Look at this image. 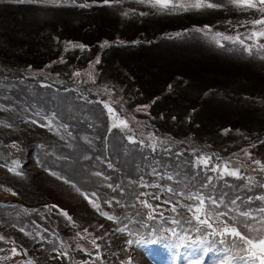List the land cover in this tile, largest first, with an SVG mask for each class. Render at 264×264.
I'll use <instances>...</instances> for the list:
<instances>
[{
  "label": "rangeland",
  "instance_id": "374dc122",
  "mask_svg": "<svg viewBox=\"0 0 264 264\" xmlns=\"http://www.w3.org/2000/svg\"><path fill=\"white\" fill-rule=\"evenodd\" d=\"M95 1L60 0L59 4L46 3L49 4L48 7H43L36 6L37 4L29 0L23 2L0 0V68L10 70L5 75L0 73L3 77L0 78V88H3L0 89V96L6 101H11L8 106L0 103V165L7 164L8 167H12V161H16L17 171L22 173L16 175L9 172L6 167L0 166V237H3L0 239V264H27L28 252L35 254L43 264H84V262L87 264H192L197 261L199 264H222V262L246 264L245 259H241L245 254L235 246L233 240L228 243V238L213 236L211 229L199 223L192 225L189 230L186 228L178 230L172 228L168 220L162 226L165 230L164 234L170 237L161 235L158 229H143L132 235L127 227L126 231L117 232L114 226L117 222L102 216L89 199L85 198L87 195L100 207L99 200L88 195L86 189H96L102 196L101 211L108 213L109 208L122 214L120 220L122 223H126L123 219L129 214L148 216L152 212V209L145 207L141 201L146 200L153 206L159 205L154 213L156 215L162 211H172L173 205L177 208L180 204L172 199L166 200L171 201L170 204L162 202L161 199H148L145 195H141L142 185L138 181H128L125 184V187L130 188L132 192L127 201H122V196L115 187V178L113 182H108L100 176L89 175L81 168L85 167L82 163L87 158L90 159L89 145L95 148L96 143L101 141L100 137L73 140L64 133L63 127L55 122L57 119H53L52 113L38 106L33 109L31 117L24 116L23 106L20 109L14 108L17 105L14 104V100H17L16 96L22 90H20V82L23 81H10L19 76L16 71L26 74L41 73L54 78L63 77L64 74L53 71L65 70L66 61L74 65L81 64L71 78H74L73 84L80 85L78 88L91 101L95 99V89L113 95L115 97L113 99H120L124 91L127 95L133 85L132 81H136L137 85L146 91L141 90L145 97L143 101L147 97L144 104H133L130 101L132 108L138 112L140 121L146 124L163 123L161 127L167 132L173 130V128L168 129L171 128L169 123H174L177 128L179 124L189 126L185 138L180 139L208 147L215 145L219 148L230 141L239 144L245 140L241 138L237 143L238 138L235 135L226 133L230 124L235 126L234 128L264 130V60H255L257 58L255 56L244 58L241 54L245 51L244 47L239 42L227 41L223 37L239 35L245 38V44L251 47L250 52H255L261 56L259 58H264V48L260 47L264 44V37L246 39L252 32H259L264 28V25L249 23L264 17V12L234 5L230 0H208L221 6L199 9L197 13L185 16L166 18L169 15L165 13L156 16L157 18L148 19L150 14L163 8L154 5V0H109L112 6L110 3H98L103 0H97L96 3ZM191 3H194V0H172L170 6L180 12L194 9H183L189 7ZM68 4L73 5L59 6ZM181 4L184 5L183 8L179 7ZM150 9L153 11L150 12ZM143 15L147 16L142 18ZM199 22L219 27L225 35H212V42L220 45L226 43V46L229 45L228 49L236 45L233 47H236L237 54H225L221 51L222 47H211L198 38L184 35L174 41H159L155 46L151 42L154 47L148 49L144 47L151 46L144 44H142L144 47L135 50L113 48L103 54L104 64L102 62L97 68H95L97 63L95 59L87 63L86 57L79 60L78 55H75L76 51L107 45L113 38L117 41L139 39L146 41L160 33L166 34L168 33L166 31L184 28L192 23L200 24ZM140 26L144 28L143 31L136 33ZM194 28L190 26V29L194 30ZM203 28H207L208 33L214 32L210 27ZM39 43L42 46L37 49L35 45ZM40 61L48 62L38 66L37 62ZM147 67L149 69L152 67L153 71L157 70L149 76ZM34 80L38 81L37 86L45 85V82L37 77ZM171 81L180 82L174 85V89ZM170 84L172 85L169 86ZM10 89L12 92L8 94ZM212 89L214 90L209 92ZM215 89L222 90L219 93V100ZM155 94L162 96L156 98ZM247 94L257 99L258 106L262 107L253 106L240 98ZM198 99H202L199 105ZM222 100L229 103H222ZM71 102L61 96L60 100L50 103L57 108L60 107L63 114H67L68 108L73 105ZM106 113L111 127L104 128L105 130L113 129V123H119V119H122L126 121L127 127L116 129L124 134L128 130L131 131L130 141H137L135 133L137 129L141 134L144 132L140 127L141 124L129 123L130 118L117 119L119 116L115 115V112L110 113L108 108ZM10 119L11 123L8 122ZM49 124L50 127L41 126ZM179 129L187 130L182 125ZM154 134L148 132L146 137H153L154 141L160 142L159 137L153 136ZM139 137L141 138L139 146L148 149L149 145L145 143L144 137L142 135ZM118 138V134L114 132L109 140L108 149L118 161L132 165L129 158L124 157L117 149ZM13 143L16 147L12 146ZM34 143L54 146L44 149L42 154L44 160L55 168L58 167V170H44V166L39 163V154L34 156V148L30 147ZM150 146H154V143ZM62 148L66 150L65 157L57 151ZM260 154L264 158V153ZM240 155L243 160L250 157L248 153ZM8 158L10 159L6 160ZM239 159L240 156L236 155L230 160L236 162ZM203 160L200 157L199 163L202 166L208 165L207 163L205 165ZM204 161L208 159L205 157ZM246 167L252 170L259 167V164L250 163ZM262 167L264 162L260 169ZM66 180L69 182H65ZM13 192L16 194L13 195ZM106 200L112 201L111 206L105 203ZM116 201H119V204ZM198 203L199 200L195 198L189 201V205L192 206ZM206 206L208 213H212L211 219L215 220L213 218L215 213L220 212L217 206L212 202H207ZM61 210L71 215V220L65 222L60 219L61 231L65 235L61 243L57 241L61 245L60 248L45 241V237L42 238L43 240L37 238L41 232H47L51 237H55L50 233L51 229L45 230L37 224L43 225L44 222L47 223V219L51 224L54 218L59 216L65 219L66 216ZM253 216L256 219L248 222L259 228L261 211ZM207 217L209 216H204L205 219ZM245 219L233 211L229 214V219H224L225 222L222 224L224 228L233 227L236 226V222ZM25 220L27 226L21 224ZM117 224L120 226V223ZM240 227L243 228L244 225L240 224ZM85 229L87 232L84 231ZM96 233L102 234V239L97 240L101 259L96 258L97 249L92 244ZM251 234L256 235L255 232ZM156 235L165 239H175V242L177 239H186L187 242L184 245L179 242L177 246L171 247ZM157 238L162 243H158ZM148 239H154L156 243L140 245L135 243L137 240ZM128 240H132L133 243L128 244ZM213 243L221 249H212ZM116 244L117 247L113 249L122 251L119 256L113 253L107 262L109 253L106 248L110 249ZM13 248L16 249V254L12 252ZM234 255L239 256L240 259L234 260L232 257Z\"/></svg>",
  "mask_w": 264,
  "mask_h": 264
},
{
  "label": "trees",
  "instance_id": "16d2710c",
  "mask_svg": "<svg viewBox=\"0 0 264 264\" xmlns=\"http://www.w3.org/2000/svg\"><path fill=\"white\" fill-rule=\"evenodd\" d=\"M173 17H179V16H175V15H169L166 18H173ZM143 27L140 26L138 28V30L136 31V33L138 32H142L143 31ZM114 39H110L108 41V43H113ZM159 41H164L162 39H160ZM158 41V42H159ZM123 42H127L124 41ZM157 43H153V45L155 46ZM44 45V44H43ZM149 44V45H144V46H151V47H144L142 46V44L140 46L137 47H128L130 49H139V48H153L154 46ZM37 49H40L42 44L39 43L37 45H35ZM142 46V47H141ZM92 47H89L88 49H84L81 51H76L75 55H78L79 60L82 57H86V62L89 63L91 61H93L96 57L95 54L97 53L98 50L95 49H91ZM115 48L114 46H110L109 48H107L104 52L107 53L108 51H110L111 49ZM124 47L121 48H115V49H123ZM52 49V47H51ZM50 49V51L52 52V50ZM50 52V53H51ZM94 52V53H93ZM46 62L48 61H40L37 62V65H45ZM100 63H102V61L100 60ZM64 64V63H63ZM61 64V65H63ZM104 64V63H103ZM72 65V66H71ZM71 66V68L68 69V67ZM81 67V64L78 65H74L72 62L70 61H66V68L65 70H56L53 72H58L59 74H64V78L61 76H57L56 79H63L64 84H67L66 82L70 81V77L72 72L76 69ZM154 67V66H153ZM68 69V70H67ZM154 69L152 67H150V69L147 67V73L149 76H152L154 74V72L157 70L155 69V71H153ZM10 70H6L3 68H0V73L2 75L7 74V72H9ZM17 73H19V75H22V73H20L19 71H16ZM12 76V73H10ZM58 74V75H59ZM2 75H0V78L3 79ZM35 77H37L38 79L40 76L39 75H34ZM8 77V76H7ZM14 77V76H12ZM11 78V77H8ZM15 80H19V81H23L20 82V93L16 96L17 100H14V104L17 103L16 106H14V108L20 109L22 106L25 108L24 112V116L27 117H31L32 111L35 107H41L46 111L49 112H53L54 115L61 119L66 125L70 126L71 128L74 127V125L76 123L79 122L80 118L83 117L88 111L92 112L94 111L95 113L99 112L96 105L92 104L90 100H88L87 98H85L81 93H78L74 90H66V87L62 84V83H53L50 85H39L37 86L38 83H36L34 81V78L32 77H27V76H20L17 79L11 80L15 81ZM42 80V79H41ZM8 81V80H7ZM45 83H51L53 81H49V80H42ZM136 84H138L136 81H134ZM180 81H176L174 82V85L179 83ZM23 86V87H22ZM175 89V86L173 87ZM3 89V88H0ZM131 90L129 92V95H131L132 99L134 100V102H138V103H143L145 101H147V97L146 99L143 101V91L146 92L145 90H143V88L136 86V85H132ZM143 90V91H141ZM12 89H10L8 91V94H11ZM158 94H155L154 96H157ZM44 96H49L47 98H45ZM63 97V99H68L71 104H73L70 108H68V113L67 114H63L61 112V108H57L56 105L51 104L50 102L55 101V100H60V97ZM243 96V95H242ZM219 100V99H218ZM4 103V104H11V101H6L5 99H3L0 96V103ZM222 103H229L226 100H222ZM198 103L201 104V101H199L198 99ZM246 103H249V100L246 101ZM8 106V105H7ZM73 110V111H72ZM72 111V112H71ZM152 113V112H151ZM99 114V113H98ZM6 120H8V118L6 116H3ZM9 123H11V119L8 121ZM170 121H168L169 123ZM168 123H165L166 125H168ZM163 124V123H161ZM161 124L158 123L159 127H161ZM171 124V128L169 127L168 129H172V134H174L175 136H185L186 133L189 131L187 128H190L189 126L183 125V124H179L178 128L175 127L174 123H169ZM182 125L184 127H186L187 130H181L179 129V126ZM232 128H234L235 126H233L232 124H230ZM243 133H245L246 137L245 141L242 144H246L249 143L250 140H252L254 137L256 138V141L258 140L259 137H261V135L264 134V131L260 130H250V129H241ZM229 133H231V131H229ZM197 139V136H196ZM213 141V140H211ZM258 142V141H257ZM125 143L124 140H122L120 142ZM220 145H222L223 143H219ZM234 143H232V141H230L227 144L222 145L221 147H219L218 149H224L227 152H230L231 150H236L239 147H235L233 148ZM214 147L216 148V146L214 145ZM255 152L256 153H263L264 152V142L262 141V143H259L255 145ZM59 153H63L66 152V150L64 151V148L57 150ZM137 151V150H136ZM145 149H142L139 153L135 152L134 154V159L137 160L139 163H141V168L139 170V174L145 178H148L149 174H148V170L147 167L149 165H154V166H162L165 164V162L170 158V157H174L175 162L179 161L180 158H177L176 155V151L175 152H171V153H166L163 151H148L145 152ZM188 154V152H185ZM112 154V153H111ZM189 156V155H188ZM84 163V162H83ZM82 163V164H83ZM123 166H121L120 163H116V166L119 168L118 172H119V176L123 177L126 173H131L132 165H127L122 163ZM185 168H187V171H189V173L196 178L197 181V185L196 187L200 190V192H203L205 194V196H215V197H220L223 196L225 198L226 201L225 203H219V206L222 208L223 211L228 212L229 214H232L233 211L235 212H240V210H246L249 213H253L257 208L259 207H264V201L258 200L256 199V197L258 196H262L264 195V188L259 186L261 184L264 183V175H257L255 172L252 173H248L247 171L243 174L244 178L251 181V182H255V183H246L245 179H242L240 182L236 181L232 178H226V176H220L216 173L213 172H208L207 170H204L202 168H194V166L191 163H184ZM131 168V169H130ZM130 169V170H128ZM250 175H253L252 178H250ZM248 177L250 179H248ZM229 183H231L229 185ZM182 190L184 192L187 193H193L195 192L191 187H185L182 188ZM231 200V201H229ZM235 200L236 203L233 204L232 201ZM165 213H167V211H165ZM178 214V212H172L171 215H174V217ZM57 221L60 222V218H57Z\"/></svg>",
  "mask_w": 264,
  "mask_h": 264
},
{
  "label": "snow or ice",
  "instance_id": "6c2138e0",
  "mask_svg": "<svg viewBox=\"0 0 264 264\" xmlns=\"http://www.w3.org/2000/svg\"><path fill=\"white\" fill-rule=\"evenodd\" d=\"M18 2H23V0H18ZM29 2L31 3H51V4H59L60 0H29ZM104 4H108L109 0H103ZM230 3H233L234 5L237 6H241L243 8H247V9H256L260 12H264V7H259V6H264V0H230ZM172 4V0H154V5H160L161 7L165 8V9H169L170 5ZM84 6V5H82ZM221 5L216 4V3H211L208 2V0H194V3H191L189 5L190 8H194V9H204V8H208V9H213V8H218ZM179 7L183 8L184 5L181 4L179 5ZM249 23L253 24V25H264V17H261L260 19H256L254 21H250ZM254 37H264V28L260 29L259 32H252L246 39H252ZM224 40L227 41H233V42H239L243 47L245 51H251V47L249 45L245 44V38L240 37L239 35H237L236 37H231V36H224L223 37ZM107 43V42H105ZM261 48H264V44H262L260 46ZM97 63H99V60H97ZM78 74V73H77ZM105 107L108 108V111L110 113L114 114V110L107 104H105ZM117 119H119V117H117ZM33 123H36V121H32ZM42 127H50L51 125H41ZM113 127L114 128H119V127H127V123L126 121L119 119V123H113ZM13 147H16V144L13 143L12 145ZM203 163H205L206 165V161H202ZM254 163L256 164H261L260 161H254ZM12 167H8L7 164H3L0 165L2 167H6L7 170L9 172H12L16 175H22L21 172L17 171V162L16 161H12ZM214 171L216 169H213ZM262 171H264V167L261 168ZM225 172L227 175H231L234 176L238 179H242V177L240 176V171L238 169L235 170H228L227 166H225ZM53 175H55V173H52ZM96 175H101L100 173H96ZM168 179H172V177H168ZM65 182H69V181H65ZM109 187H112V185H108ZM145 187L149 186V185H144ZM153 187H160L159 185H151ZM261 187H264V185H260ZM11 191V190H9ZM167 191H172L171 188L167 189ZM13 195H15L16 193L13 192ZM92 197H96L97 193L93 192ZM141 195H145L144 193H141ZM86 199H89V202L93 204V207L96 208V210L98 212H100V214L102 216H105L107 219L109 220H113L117 223H120V220L118 217L113 216V215H109L108 213H105L103 211H101L99 204L95 203L94 201H92L87 195L85 196ZM153 199L155 200H159L160 197L153 195ZM191 199V197H190ZM256 199L264 201V195L262 196H258L256 197ZM105 203L109 204V206H111L112 201H108L106 200ZM117 204H119V201H116ZM141 203L149 208L152 209V212L149 213L148 215V219H154V213H156L157 209L160 207L159 205L153 206L151 203H149L148 201H141ZM165 203H172L171 201H165ZM233 204L236 203L235 200L232 201ZM205 204L206 201L205 199L200 198L199 199V203L195 206L189 205V211L194 212V219L200 224V225H206L207 228L212 229L213 225L211 223H209L208 219H202L201 216L205 214L206 208H205ZM212 204L214 206L219 207L218 201L213 199L212 200ZM56 207V206H53ZM173 212L176 211V207L175 205L172 206L171 209ZM262 216L259 220L260 223V227L256 228L253 226L252 223H249V220H255L256 218L251 216V213L245 211V210H240L239 215L241 217L246 218L244 221H240V222H236V226L233 227H225L221 232H217L215 229H213L212 235H220V236H230L235 244V246L239 247L241 249V251L245 254L244 256L241 257V259H246L248 261V264H264V208L260 209ZM62 214L64 216H66L69 220H71V217L68 216V214L66 212H63V210H61ZM139 214V213H137ZM160 215H163V213H160ZM229 213L228 212H217L215 213V218L217 220H220L221 217H228ZM209 218H211L212 213L209 212L208 213ZM222 223L225 221H221ZM234 222V221H233ZM173 223H176V221L174 220ZM240 224H243L244 227L241 228ZM119 232H124L127 230V224L124 225V227L121 228H117L116 229ZM21 231H23V229H21ZM85 232H87V229L84 230ZM197 231H199V229H197ZM255 232L256 235L253 236L251 233ZM79 235V234H78ZM173 235H175V231L173 230ZM0 239H3V237H0ZM98 239H102V237H97L96 239L92 240V244L96 247L97 249V259H101L100 255H99V248L100 245L97 244V240ZM223 242V241H221ZM128 244H132L133 241L132 240H128L127 241ZM136 244L140 245L143 243H156V241L153 240H146V241H142V240H137L135 241ZM12 252L14 254H16V249L13 248ZM84 264H87V262H84ZM192 264H199V262H192ZM223 264V262H222Z\"/></svg>",
  "mask_w": 264,
  "mask_h": 264
}]
</instances>
